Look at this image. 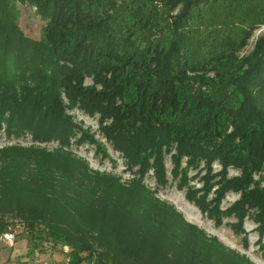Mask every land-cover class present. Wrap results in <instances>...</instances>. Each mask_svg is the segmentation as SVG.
<instances>
[{"label":"trees","instance_id":"obj_1","mask_svg":"<svg viewBox=\"0 0 264 264\" xmlns=\"http://www.w3.org/2000/svg\"><path fill=\"white\" fill-rule=\"evenodd\" d=\"M16 1L35 8L40 35ZM263 11L264 0H0V128L59 143L0 147V232L17 221L61 238L69 264L94 253L98 264H254L157 192L171 186L169 157L175 186L217 225L232 218L242 233L252 219L264 234V34L239 55ZM75 108L98 116L128 177L70 149L89 138Z\"/></svg>","mask_w":264,"mask_h":264},{"label":"rangeland","instance_id":"obj_2","mask_svg":"<svg viewBox=\"0 0 264 264\" xmlns=\"http://www.w3.org/2000/svg\"><path fill=\"white\" fill-rule=\"evenodd\" d=\"M16 4L20 10L19 21L24 30L27 33H31L36 36L40 35L41 26L44 24V22L35 12V8L30 7V5L27 3H21L20 1H16ZM240 12H242V10H234V13L237 15H242ZM239 25L241 26L243 24ZM243 29L246 30L245 28ZM239 33L241 34V30ZM263 34L264 21L252 32L247 48L242 50L239 55L242 56L243 54L249 53L252 50L257 38ZM69 113L72 114L74 121L78 124L80 136L82 132H86L89 136L87 139H82L81 142H78L76 141V138H73V143L70 146V149L77 156L85 159L93 169L107 172L114 171L123 178L128 177L131 171L127 168L126 160L120 152L115 150L113 143L104 137L98 121V116H92L79 108L72 109ZM91 136L94 141L91 140ZM14 143L20 145H29L34 143L35 145L40 144L51 148L57 147L59 144L56 140L47 142L36 141L33 138V134L28 131L19 135H8L3 124V127L0 128V147ZM166 164L168 168V175L171 180V186L165 189H160L157 192L158 195L162 199L173 204L180 212H182L188 221L197 224L208 234L216 236L226 246L235 249L242 254H246V256L254 264H264V234H260V232L257 230L256 223L252 219L246 220L243 224L242 233H236L235 230L230 226V222L233 220L232 218L225 219V223H223L221 226L217 225L212 219H210L205 213H203L197 206H195L186 198L184 190H180L175 186L176 181L172 180L171 174L173 164L169 157L167 158ZM215 168L219 169V164H215ZM194 174L195 173L193 172L190 173V175ZM230 174H237V171L235 169H231ZM193 181L197 184H200L199 177H196V179ZM145 182L150 187L156 185L153 172H149L145 176ZM237 197L238 195L236 194L229 195L224 201V206L230 205L237 199Z\"/></svg>","mask_w":264,"mask_h":264},{"label":"crops","instance_id":"obj_3","mask_svg":"<svg viewBox=\"0 0 264 264\" xmlns=\"http://www.w3.org/2000/svg\"><path fill=\"white\" fill-rule=\"evenodd\" d=\"M66 246L61 238L47 234L32 238L21 228L13 245H0V264H64L69 256L64 250Z\"/></svg>","mask_w":264,"mask_h":264},{"label":"built area","instance_id":"obj_4","mask_svg":"<svg viewBox=\"0 0 264 264\" xmlns=\"http://www.w3.org/2000/svg\"><path fill=\"white\" fill-rule=\"evenodd\" d=\"M21 228L22 226L20 225L19 222L17 221L12 222L6 231L0 232V245L3 244L13 245L18 237ZM65 252L68 253L69 255L70 248L68 246L65 247ZM93 255H94L93 258H90V260L87 261V264H98L95 253ZM69 263H70V258L68 256L64 264H69Z\"/></svg>","mask_w":264,"mask_h":264}]
</instances>
